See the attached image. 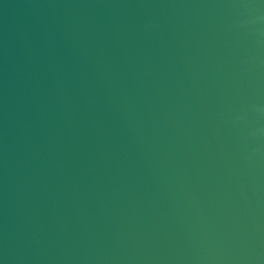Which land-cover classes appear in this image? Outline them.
Wrapping results in <instances>:
<instances>
[{"label":"water","instance_id":"1","mask_svg":"<svg viewBox=\"0 0 264 264\" xmlns=\"http://www.w3.org/2000/svg\"><path fill=\"white\" fill-rule=\"evenodd\" d=\"M0 264H264V0H0Z\"/></svg>","mask_w":264,"mask_h":264}]
</instances>
